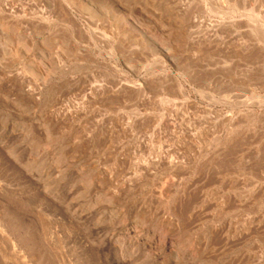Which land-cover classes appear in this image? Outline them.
<instances>
[{
	"label": "rangeland",
	"instance_id": "1",
	"mask_svg": "<svg viewBox=\"0 0 264 264\" xmlns=\"http://www.w3.org/2000/svg\"><path fill=\"white\" fill-rule=\"evenodd\" d=\"M0 264H264V0H0Z\"/></svg>",
	"mask_w": 264,
	"mask_h": 264
},
{
	"label": "bare ground",
	"instance_id": "2",
	"mask_svg": "<svg viewBox=\"0 0 264 264\" xmlns=\"http://www.w3.org/2000/svg\"><path fill=\"white\" fill-rule=\"evenodd\" d=\"M155 240V239H154ZM163 240V239H162ZM152 241V240H151ZM150 243V242H149ZM156 243L159 245V246H161L162 248H167V247H169V245H168V243L166 242V240L165 241H156ZM155 243V244H156ZM171 244V243H170ZM156 246V245H155ZM155 246H154V249H156L155 248ZM161 249V248H160Z\"/></svg>",
	"mask_w": 264,
	"mask_h": 264
}]
</instances>
